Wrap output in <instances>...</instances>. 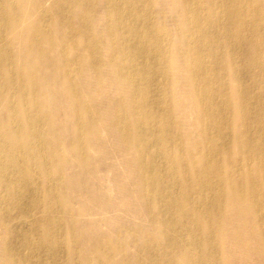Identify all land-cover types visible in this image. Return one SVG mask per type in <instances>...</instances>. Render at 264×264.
Segmentation results:
<instances>
[{
  "label": "bare ground",
  "instance_id": "obj_1",
  "mask_svg": "<svg viewBox=\"0 0 264 264\" xmlns=\"http://www.w3.org/2000/svg\"><path fill=\"white\" fill-rule=\"evenodd\" d=\"M102 182L119 232L73 208ZM0 231V264H264V0H0Z\"/></svg>",
  "mask_w": 264,
  "mask_h": 264
},
{
  "label": "rangeland",
  "instance_id": "obj_2",
  "mask_svg": "<svg viewBox=\"0 0 264 264\" xmlns=\"http://www.w3.org/2000/svg\"><path fill=\"white\" fill-rule=\"evenodd\" d=\"M164 5H165V3H163V2L158 3L155 6L156 12L161 17L164 16V15L166 17H169L170 15H169L167 9L163 7ZM166 24L168 26H171L172 25L168 21H166ZM178 78L180 79V75L179 74H178ZM109 84L111 86H116V84H114V83H109ZM175 87H177L178 88V91L180 92L181 89L183 88V85H181V83H179L177 81L175 83V85L172 86L171 93L173 92L175 94ZM111 88L109 89V91L107 92V94L104 97H101V99H100L101 104L104 105V106H106L107 103L112 102L114 96H117V92L115 90H111ZM180 120L182 121V119H180ZM188 121H189L190 124L193 123V121L190 120V119ZM182 122L184 123V120ZM108 140L109 139L107 138V141ZM184 143H185V141H184ZM111 152L114 153L111 156L119 155V154H116V152H113V151H111ZM107 156H109L108 155V150H107V155H105V154L102 155V157L100 159H106ZM120 170L122 172H127L128 171L124 167H121ZM102 172H105V171H102ZM100 185L103 186V187H106V189L108 190L107 193H106V195H103L102 192H100V194L103 197L101 199V201L96 202L94 200H90V199L86 198V196H84V195L83 196L82 195H79V197H78V203L77 204H74L73 205V208L74 209H79V208H82V207L85 208L84 211H87V216H84V219L87 222H96V223H98L99 224L98 230H100V231H108L110 229H113V230L119 232V231L123 230V227L125 225L124 222L127 219H129V217L126 216L124 213H122L119 210L118 211H113L112 209L105 208V205H101V204L98 205L100 202H104L105 204H108V205L109 204L114 205V198L116 197V193L114 192V186H113L112 183L102 182ZM139 222H142L140 220V218L138 220V223ZM142 223L145 224L144 222H142ZM231 231H233V230H231ZM4 236H6L7 238L10 237L5 232L0 231V239H3ZM127 249H128V252H131V251L134 250L133 247H129ZM116 259L119 260L120 257H117Z\"/></svg>",
  "mask_w": 264,
  "mask_h": 264
}]
</instances>
